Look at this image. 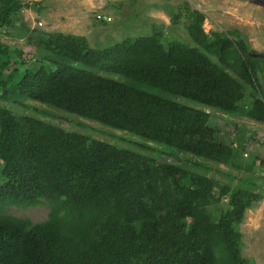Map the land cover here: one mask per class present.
I'll return each mask as SVG.
<instances>
[{
	"label": "trees",
	"instance_id": "1",
	"mask_svg": "<svg viewBox=\"0 0 264 264\" xmlns=\"http://www.w3.org/2000/svg\"><path fill=\"white\" fill-rule=\"evenodd\" d=\"M26 6L0 0V27L18 31ZM203 20L188 13L191 43L164 42L158 27L102 48L84 35L44 32L31 39L40 55L30 67L0 42V264H256L242 255L239 229L263 196L251 175L215 194L212 176L157 157L190 153L236 168L244 159L209 111L155 89L264 122V58L248 54L236 28L206 33ZM23 100L126 131L139 139H121L137 148L6 105ZM43 203L47 217L35 222L7 209Z\"/></svg>",
	"mask_w": 264,
	"mask_h": 264
},
{
	"label": "rangeland",
	"instance_id": "2",
	"mask_svg": "<svg viewBox=\"0 0 264 264\" xmlns=\"http://www.w3.org/2000/svg\"><path fill=\"white\" fill-rule=\"evenodd\" d=\"M21 1L28 6L22 8L15 21L19 25L18 31L10 26L0 27V42L21 52L28 67L32 66L40 55V49L33 45L31 39L44 32L60 31L84 35L89 46L102 48L128 36L148 34L154 27H158L163 31L164 42L174 38L191 43L186 25L188 13L195 9L204 13L202 26L206 33L236 28L240 35L246 38L252 50L264 51V6L255 4L252 0ZM20 18L30 31H26L20 25L18 20ZM258 80L264 92V73L258 72ZM244 90L247 94L252 92V88L246 83ZM155 91L209 111L212 115L210 122L219 128L220 138L226 142L231 140L238 150L243 148L244 159L240 161L242 166L239 168L223 162L196 158L190 153H161L157 157L212 176L215 194L223 183L234 184L251 175L250 181L256 183L253 187L263 192V196L245 210L243 220L239 223L242 232L241 252L243 256L252 258L256 264H264V163H261V159H264V122L248 118L239 112H221L161 89ZM250 101L249 98L244 99L248 106ZM6 105L15 112L35 115L64 128L80 131L92 138L137 148L121 139L123 137L138 140L139 138L134 135L60 108L35 100H23L21 105L7 102ZM152 144L157 149L161 147ZM142 151L152 152L144 149ZM194 159L199 161L200 165L193 164ZM223 198L213 207L217 213L224 206ZM7 209L11 214L26 216L35 222L47 217L49 206L47 203L29 207L11 205Z\"/></svg>",
	"mask_w": 264,
	"mask_h": 264
},
{
	"label": "water",
	"instance_id": "3",
	"mask_svg": "<svg viewBox=\"0 0 264 264\" xmlns=\"http://www.w3.org/2000/svg\"><path fill=\"white\" fill-rule=\"evenodd\" d=\"M253 3L264 6V0H252ZM250 56H259L264 58V51H249Z\"/></svg>",
	"mask_w": 264,
	"mask_h": 264
}]
</instances>
